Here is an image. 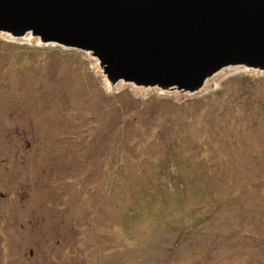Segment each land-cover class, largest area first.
I'll return each instance as SVG.
<instances>
[{"label": "rangeland", "instance_id": "rangeland-1", "mask_svg": "<svg viewBox=\"0 0 264 264\" xmlns=\"http://www.w3.org/2000/svg\"><path fill=\"white\" fill-rule=\"evenodd\" d=\"M98 68L0 34V264H264V71L192 94Z\"/></svg>", "mask_w": 264, "mask_h": 264}, {"label": "water", "instance_id": "water-1", "mask_svg": "<svg viewBox=\"0 0 264 264\" xmlns=\"http://www.w3.org/2000/svg\"><path fill=\"white\" fill-rule=\"evenodd\" d=\"M0 34L95 60L110 81L197 92L227 66L264 71V0H0Z\"/></svg>", "mask_w": 264, "mask_h": 264}, {"label": "bare ground", "instance_id": "bare-ground-1", "mask_svg": "<svg viewBox=\"0 0 264 264\" xmlns=\"http://www.w3.org/2000/svg\"><path fill=\"white\" fill-rule=\"evenodd\" d=\"M26 37H27V38H31V36L28 35V34H27ZM55 47H56V46H55ZM233 67H240V68H243V70H246V69H247V67H245V66H240V65H237V66H227V67H225V68H222V69L218 70L217 72H215L213 75H211V76H209L208 78H206L205 81H204V83H203V85L201 86V88H200L197 92L201 91V90H202L204 87H206V86H207V89H208V88H211V87H214V88L217 87V86L220 84V82H221L223 79H225L226 76L229 74V72H228V71H225V70H226V69L233 68ZM98 70H99V72L102 74L101 69L98 68ZM223 70H224V71H223ZM102 76L104 77L105 80H107L108 82H110L109 79L106 78L105 75L102 74ZM120 82H121V81H120ZM207 84H208V85H207Z\"/></svg>", "mask_w": 264, "mask_h": 264}]
</instances>
